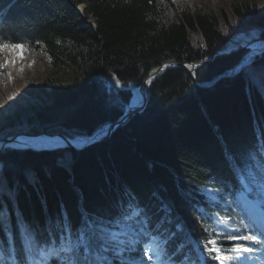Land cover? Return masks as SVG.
Masks as SVG:
<instances>
[{"label": "trees", "instance_id": "16d2710c", "mask_svg": "<svg viewBox=\"0 0 264 264\" xmlns=\"http://www.w3.org/2000/svg\"><path fill=\"white\" fill-rule=\"evenodd\" d=\"M250 29L264 37V0H0V43L42 52L48 65L35 90L11 89L0 138L59 130L87 141L123 113L102 72L139 87L158 64L206 58ZM251 53L163 70L146 110L82 151L5 147L2 263H26L24 233L56 244L85 219H101L139 241L133 258L157 236L171 262L221 264L209 241L230 253L238 241L218 234L216 219L241 227V179L251 183L256 164L264 167V53L245 64ZM114 94L134 97L128 88Z\"/></svg>", "mask_w": 264, "mask_h": 264}, {"label": "rangeland", "instance_id": "374dc122", "mask_svg": "<svg viewBox=\"0 0 264 264\" xmlns=\"http://www.w3.org/2000/svg\"><path fill=\"white\" fill-rule=\"evenodd\" d=\"M214 2V4L219 3L221 0H211ZM250 32V34H248ZM258 31L255 30H247V31H240L236 30L235 33L232 35L235 37V39H244L246 37H256ZM23 48V47H22ZM260 52L259 50H257ZM18 54L16 55H10V50L7 48H0V111L5 109L10 98V91L13 87H18L23 90H35L38 86L40 78L45 75L48 72V65H47V58L42 52H35V51H27L23 48V51L17 50ZM20 55L23 56V58H20ZM255 55V53H252L248 55V58L246 59L245 64H247L252 57ZM12 59H15V63H7V61H10ZM22 69V71H21ZM109 81V80H108ZM110 82V81H109ZM111 83V82H110ZM116 84V81L114 82ZM117 86H112V97H115L116 91H118ZM138 97L135 95L132 99L131 105L138 104ZM140 102V101H139ZM45 131H52V130H43L40 132ZM20 132H28V133H38V132H31L26 130L18 131ZM53 132V131H52ZM16 134V133H15ZM59 137V136H57ZM51 143L49 145H37L41 148L36 149H55L61 146H57L61 144L54 143L53 141L56 139V136H53L52 138H49ZM62 139V138H61ZM77 142V141H76ZM17 147V148H25L26 145L20 144V142L11 143L5 147ZM4 149V148H3ZM259 173H255L252 176V183L247 184L246 183V189L243 190L238 196H237V203L240 206L242 210H249L253 211L255 213V217L257 220L261 221L262 218H264V170L263 168H260ZM254 191L255 196L253 197L250 192ZM213 200L217 199V196L212 193L211 195ZM217 226H218V234L222 233L227 237L231 236H252L250 232L248 231V226L246 220L244 221L243 227H235L232 225L231 221H229L226 217L218 216L217 219ZM221 229V230H220ZM121 239L128 241L127 236V228L124 226L121 227ZM241 240V239H239ZM213 241H216V244H213L214 247H219L220 243L218 240L214 239ZM238 241V240H237ZM243 242V244H242ZM238 245L248 246L254 248L258 244H252L250 241L241 240V242L238 243ZM237 245V246H238ZM222 255L227 256H233L230 253H226L224 249H222ZM237 254V253H236ZM240 256L239 259H237V264H259L260 259L258 256L252 255L251 252H241L237 254ZM125 259L131 260L134 264H173L171 262H168L166 258L162 256V243L158 239L154 237L153 241L149 243L148 248L143 253V255L140 256V258L132 259L130 256H128L127 252L124 254ZM232 260H224L221 261L222 264H231ZM1 264V263H0Z\"/></svg>", "mask_w": 264, "mask_h": 264}, {"label": "snow or ice", "instance_id": "6c2138e0", "mask_svg": "<svg viewBox=\"0 0 264 264\" xmlns=\"http://www.w3.org/2000/svg\"><path fill=\"white\" fill-rule=\"evenodd\" d=\"M0 48L9 49L10 55L18 54L17 50L23 51L21 45L10 43H0ZM20 58L23 56L20 55ZM7 63L14 64L15 59ZM121 231L118 226L114 229L110 223H105L101 219H85L81 230L76 233L69 232L56 244L41 241L37 236H30L28 247L34 255L29 258V264H131L125 260L124 253L134 251L133 245L139 241L121 239ZM229 238L250 241L252 244L262 243L255 235ZM209 244H216V241H209ZM210 251L216 253L213 259L217 261L240 258L239 255H222V249L219 247L211 248ZM232 251L239 254L253 252L255 249L238 245Z\"/></svg>", "mask_w": 264, "mask_h": 264}, {"label": "water", "instance_id": "95a60500", "mask_svg": "<svg viewBox=\"0 0 264 264\" xmlns=\"http://www.w3.org/2000/svg\"><path fill=\"white\" fill-rule=\"evenodd\" d=\"M85 5H80L79 9L83 10ZM248 40V41H246ZM262 42L264 43V37H246L244 39H235L234 36L230 37L223 45V47L218 48L212 55L207 56L206 58L200 59L198 61L192 62L190 64L186 63H180L175 60H166L157 66L153 67L150 69L147 73V75L144 77V79L141 82L140 85V91L142 93L143 99L140 101V103L136 105H131V103H128L125 105L126 107L122 106L123 109V114L118 117L117 119L108 122L98 133H96L94 136H92L90 139L87 141L83 142H76L70 139L65 133L62 131L56 130V131H45V132H38V133H28V132H20L16 134H11L8 135L5 138H0V153L2 152L3 148L5 146L11 144V143H16L20 142L22 137L24 136H32V137H47V138H52L53 136H59L62 138V143L57 145L61 147H70L73 148L77 151H82L92 145H95L97 143H100L106 139H108L113 132L115 131L116 127L120 125H124L128 123L132 117L135 115L144 112L146 109L148 102H149V91L154 83L156 77L165 69H169L174 66H182L188 69V71L193 72L202 65H204L207 62L212 61L217 55H226L232 53L236 49H251V50H257L261 49L262 52H264V45L263 46H257L254 47L252 46V43ZM233 44H236V46ZM109 73L102 72L100 77L105 78V76H108ZM123 83V82H122ZM123 87H128L124 83L122 84ZM27 147H36V148H41L38 147L37 145L33 144H27Z\"/></svg>", "mask_w": 264, "mask_h": 264}, {"label": "bare ground", "instance_id": "6f19581e", "mask_svg": "<svg viewBox=\"0 0 264 264\" xmlns=\"http://www.w3.org/2000/svg\"><path fill=\"white\" fill-rule=\"evenodd\" d=\"M246 41H248V40H246ZM236 46V44H233V46ZM264 45V43L262 42V44L260 43V42H256V43H252V46H254V47H257V46H263ZM188 64H190V63H188ZM105 80L107 81V82H111V84H112V86L114 85V86H117L118 88H119V86H122V82L118 79V78H116L114 75H112V74H109L108 76H105ZM109 80V81H108ZM116 81V84L114 83ZM119 91V90H118ZM118 91H116V93L118 92ZM137 96L138 97V99H139V101H142V99H143V96H142V93H141V91H140V89H139V87H136L135 89H134V96ZM149 96H150V94H149ZM113 98V97H112ZM113 99H115L116 100V102H118V103H120V104H122V106L123 107H126L125 105H127L128 103H130V102H124L120 97H118V96H116V97H114ZM149 100H150V97H149ZM138 101V103H140ZM149 103V102H148ZM148 106V105H147ZM147 108V107H146ZM146 110V109H145ZM144 110V111H145ZM123 114V113H122ZM51 140L49 139V138H47V137H43L42 135L41 136H39V137H32V136H24V137H22V139H21V141H20V144H23V145H27V144H33V145H49L51 142H50ZM54 143H59V142H62V139H61V137H57L56 136V139L53 141Z\"/></svg>", "mask_w": 264, "mask_h": 264}]
</instances>
